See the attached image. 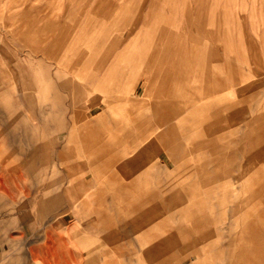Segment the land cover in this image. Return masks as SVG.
Returning a JSON list of instances; mask_svg holds the SVG:
<instances>
[{
  "label": "bare ground",
  "instance_id": "6f19581e",
  "mask_svg": "<svg viewBox=\"0 0 264 264\" xmlns=\"http://www.w3.org/2000/svg\"><path fill=\"white\" fill-rule=\"evenodd\" d=\"M149 1L151 0H144L145 3H148ZM106 2L104 3L102 2V4H100V2L98 1L97 2L98 4L96 3L95 4L97 8L98 6L102 8L103 7L102 5L103 4L105 5ZM126 2L127 0L125 1V5L128 4ZM133 3H130V4H133ZM145 3L142 5L141 9L145 7L146 5ZM197 4H199V2ZM96 6H94L93 9H96L95 8ZM106 6L107 5H105L104 7ZM122 6L123 7L121 6L120 7L125 8L124 4ZM109 8L111 7L109 6ZM118 8L114 16H116V14L119 12L118 11L119 9L122 11V13L123 11H125V9L123 10L121 8L119 9ZM127 8L126 10L129 11V9ZM98 9H96V11H98ZM100 9L98 11L99 12L98 17L100 13H102V11L104 10V8L102 11ZM153 9H154L153 6L152 7L150 6V10L146 9L149 13H152L149 15L147 13L148 17L153 18V15H154ZM186 10H187V13L190 12V9L188 7L185 8V11ZM128 11H125V12H128ZM125 12L123 13L124 17H125ZM91 13H94L96 15L95 12H91ZM200 13L201 11L199 12V14ZM119 15L120 13H118V16ZM123 15H120L119 18L117 16V18L120 20L119 23L123 22L121 21L123 20V17H121ZM134 19H135V22L138 23L140 20L139 14L134 16ZM126 20H128V18ZM144 21H147L145 22V25L149 24V19L144 20ZM29 22H30L29 20L20 22L19 24H21L20 25L21 29L19 30V32L23 34L30 33L32 31V24L29 25ZM117 22L116 24H119ZM141 23L143 24V22ZM127 24L129 26L131 23H127ZM55 28L57 29V27L54 26V23L50 21V22H47L45 26L41 28V30H36V33H39V34L41 33L47 36L46 37L47 39L45 40L48 41L51 38L48 42V47L50 49L53 48L55 45H57V43H59L60 41L62 42V40L66 38V34L64 33L63 34L60 33L59 35H55V34L53 35V33H55L54 30H56ZM106 30L108 31L107 28H105L104 31ZM134 31L135 29L133 28L130 34H133ZM50 35L53 37H51ZM102 35L104 36L105 34H102ZM157 35L158 34H153L152 37H150L151 38L150 41L145 43L147 48L145 47L146 51L143 52V55L141 54V56H137L135 58V64L143 65L144 67H146V72L148 73L147 75L148 77L146 76L147 80H145V83L149 82V84H152V89H155L156 86L160 82L159 77L156 78V76H158V72L156 68L152 65L156 47H153L152 49L150 47V44L155 46L154 42L156 41L155 39H157L156 38ZM103 36H102V39H103ZM69 37L70 36H68V38ZM107 37H105L103 40L105 42L108 41L109 44L110 43L111 44L110 45L108 43H107L108 45L106 44V46L108 47H106L107 50L105 49L103 53V56L101 59L102 62H99L100 64L105 63L110 59V56H112V53L115 52L119 43L121 42L118 40V37H114V39L111 40L110 36H109L110 39L106 41L105 39H107ZM226 38L227 37H225V39ZM227 39L230 40L229 38ZM103 40H101L100 42H102ZM110 40L112 42H110ZM176 41L177 43H174L175 49L173 51L174 53L173 56H174V60L181 61L182 59H184L185 54H187L186 52L190 50V48H189V45L186 46L184 44L181 36ZM103 42L101 44L95 43L94 45L95 47L99 45L102 46V44L105 45V42L104 43ZM95 47L91 49V52H89V54L90 53L93 54ZM64 48H62L61 50H63ZM123 52L124 51L122 50L121 53L120 52L118 53L119 57L122 55ZM125 52L127 51L125 50ZM82 54H85V51L84 53L82 52ZM69 55H68V58H69ZM87 55L85 57L89 56V60H91L92 57L90 55L88 56ZM70 58H71V55H70ZM81 58L82 57H80V60ZM76 59L77 58H74L73 62H75ZM95 59L97 60V58L95 57V54H93L92 60L94 61L91 60L90 61L91 64L90 63L89 64L93 65L92 66L93 70L96 69L98 70L97 72L99 71L101 72L102 65L100 66L98 62H97L98 65H96ZM84 60L83 61L81 60V62L84 63ZM64 63L66 65L67 62L64 61ZM77 63L75 62L77 66L81 64L79 62V58H78ZM3 64L7 65L6 66L7 68H2V72L0 74V125H3L2 129L0 130V158L2 159V164H1L2 170H0V210L6 209V204H17V203H21L22 201H24L22 200V198H19L18 200L16 194L14 193V190L12 189L13 186L16 187V190H18L20 197L24 196V197H27V199L31 197L29 200H31V203H32L30 207L31 208L30 213H28L27 211H25L24 213L23 208H20V206L15 207L10 212V214H13V216H15V221L21 230V233H20L21 236L20 237L10 236L9 239L7 240V243L12 246H15V245L16 246L17 245L18 246H23V245L28 246L27 253L25 252L24 255L11 259L13 263H18V264H74V263L76 264H206V263H210L212 260L213 262L212 264H215V263L216 264H223V263L224 264H264V169L261 171L260 173L261 175L258 176L256 179L253 180V176L252 177L250 176V179H248L249 182H247V184L244 187L239 186V183L244 185V183L240 181L237 185H234L235 186L234 189H231L230 191H224L225 193L224 192L221 193L220 192V188H221L220 182L222 181L223 178L230 177L232 181V180H235L236 178L238 179V176L239 175L242 176L243 174L240 173L237 176L233 172L234 170L232 167L236 166L237 158L236 160H234L231 157H222L221 160L219 159L220 154L227 152V150L232 146H234L235 148L236 145L239 144V150L237 151V153L239 154V158L241 159V157L242 156L244 157V155L248 156L249 160L247 161L245 159V161L248 162L246 163L249 164L248 166L256 165L258 163L259 157L260 159L262 158L261 161L264 160L263 159L264 156L263 157L261 156L262 153L255 150L257 149V147H259V145L256 142H261L263 139H260V138L262 137H259L260 141L257 138H254L253 140V137H257V133L259 134L262 130H264V122H261L259 120L256 123L251 124L250 122V124H248L249 123L248 122L246 124H243L242 120H239L238 122V125L240 128L239 132H241L242 135L236 140L235 143L224 144V145L220 144V147H219L218 145H216L217 143L215 142V140H218L219 138H221L222 135L220 136L218 135L219 137L215 136L216 139L209 138V136H211L212 134L213 135L218 134L219 132L222 134V127L225 126L223 125V123H225L223 121H222L223 123L221 121H218V119L214 121L215 117L219 114V113L217 114V112L214 109V106H216V104L218 103L216 99L207 98L206 100H203L201 96L194 97V99H192V97L189 98L187 101L189 105L187 107L189 108L191 105H193V108H192L194 110L193 113L188 112L187 114L186 113L179 114V119L176 121L172 120L173 116H171L170 114L166 112L165 110L166 108L161 107V105L157 107L156 102H152L148 105H145V103L143 102L134 103L133 101H130V103L128 104L126 103L127 101L126 102L124 101L126 103L125 104L126 106L123 103L122 105L120 103V106H119L118 104L119 102H116V104H118V106L122 108L123 107L127 108V106L129 107L136 106L134 109H132V110L137 109L136 115L134 116L132 120H128V121L136 122L140 118L146 117L147 119L155 118L154 124L155 123L157 124L156 126L153 124L154 126L152 125L151 127H148V129H145L144 135L139 136V138H141L140 140H138L139 142L130 141L129 146L127 148L125 146V148L121 149L120 144H122L123 142L121 141L123 138L122 135L121 134L117 135V131H115V132L109 133L110 134L109 137H105L106 135V134L104 135L105 132H97V130L96 131L92 130L93 125H94L93 123H95V120H97V117L95 119L93 117H92L93 119L89 117L91 119L90 120L87 119L88 121L86 120L85 121L86 123L83 125L79 124L81 127H78V128L83 129L84 131L83 133L84 135L82 137L84 146L90 147L89 149L90 161L100 160V162H102L104 166V170L108 168H112V169L114 168L115 174L113 176L111 175L112 180L110 181V183L111 184L121 183V186L120 187L117 186L116 190L113 191L110 195H106V194L103 195L101 191L95 190L91 194L90 193L87 194L88 197L84 199L83 203L78 204L79 206L83 207V206L90 204L91 202L94 203L91 205V212L94 214V218L92 220L93 222H91V225L92 224L97 225L95 227L99 229L98 234L100 235L99 237L101 238V241L97 242L96 244L95 242L94 243L90 242V243L82 244L80 246L76 242H72V241L70 242L71 240L70 238L78 237L79 235L78 230H75V228H73V230H71L72 227L69 228L70 226L65 228L67 232L69 233L73 232L72 233L73 236L68 234L66 237L65 234L63 233L57 234V226H60L58 224L60 222L58 223H55V222L60 221V220L57 218L58 215L55 216V213L53 214L51 212L55 211L54 202L56 201L57 198H59L57 197L59 193L61 195L64 194V196L65 195L68 196V198H73V199L78 198L79 197L78 193L86 189L85 187H83L84 181L78 182V184L83 183L82 186L76 185L77 188L74 187L72 191L64 188L63 187L64 185L63 186L60 185L54 193V194H57L55 195L56 199L54 197V194H52V192L49 191L50 186L45 187V188H41L37 186L38 189L35 190V193L33 195H30L31 188H29L28 186L24 188L21 187L18 182L15 183L14 178H12V176H17L16 178L19 181H21L22 179L25 178V175H28L30 171L32 172V170L39 165L38 164L39 162H42L44 164V162L47 163L49 161L50 152L48 151V148H49L47 144L48 142H45L47 138L43 141L40 147L33 148L32 151L28 154H26L22 148H18L13 142H11L10 144H6L4 148L2 147L5 144L4 143L5 141L3 142L4 138L15 137L13 136V134L14 135L16 134V130L23 125L27 127L28 123L31 120L36 121V124L40 125L42 129H46L49 127L47 125H48L50 118H52L51 116L53 114L50 115L46 113L44 109L46 108L45 106L46 100L48 99V97H50L48 96V89L52 88L51 86H54L55 84L57 85V83L51 86H48V83L49 82L51 83L52 80L51 81L49 80V82H47V85L41 86L39 83L40 86L38 85L39 87L37 86L36 88V91L38 93L37 97H40L42 99H40V102L37 101L38 103L36 106V104H33L34 102L33 103L31 102V97L29 98L26 92L27 89H29V86L27 84L28 81L25 75L26 73L25 70H22L23 72H21V75L19 74L18 77H16L17 78L16 80L13 78V73L10 71L7 61H4ZM88 65L86 66L88 67ZM113 65H116V63ZM121 65L124 66V64H121ZM127 67L125 68L127 69ZM65 68H66V71L64 70L65 72H67V69L69 68L73 69V67L71 66L69 68L65 66ZM77 69H80V68H76L73 70L77 71ZM118 72L120 73V68ZM71 73L72 72L70 71L69 74L71 75ZM69 74L65 76L63 75L64 77L63 80H66L65 84L67 85V88L70 87L68 85H73L74 87H77V85L71 82ZM78 74L76 75L78 76ZM80 75H82V73ZM83 75H86L87 78L86 80H84V78L82 79L88 82L89 75L84 74V73ZM115 76L117 75L115 74ZM100 77H103V76H101L100 74ZM73 78H74V75H73ZM115 78L113 79L118 81L117 77ZM82 79L80 78V82ZM115 80H113V82L111 81L112 85L113 84L117 85V83L114 82ZM102 81H99V82H102ZM119 84L121 83L119 82ZM146 87L148 88L147 84H146ZM85 88L86 86L83 87L80 85H78V88H74V90L78 89L77 92L79 94H82V96L80 95L82 100L84 99L85 96H87L85 93L91 92V90L89 91ZM108 88L113 89L112 86ZM120 89L121 88H119V90ZM65 91H66V88H65ZM108 91L109 89L107 90V92ZM112 92L113 90H111V93ZM242 92L245 95V91H242ZM242 92L239 93L238 98L241 96ZM91 94L93 95V93ZM107 94H110V93H107ZM14 96L18 98L17 99L18 108L15 105H13V107L15 106L16 109L15 110L13 109L14 110L13 112H10L8 110L9 113L11 114L10 116H8L10 120L6 122L5 120L6 115L1 114L3 112L1 110V105L3 104V106L4 105L6 106V104H9V103L5 102L6 103L5 104L4 102L2 103V101H3V98L4 99L7 98V100L5 101H8L9 98L10 100H12V97ZM145 97H148V95H146ZM51 98L54 99L53 104L55 106L59 104L60 99H61L57 95V93L51 96ZM245 99H247V96L245 97ZM7 107L11 108L9 106ZM119 107L118 109H120ZM59 110L61 109L56 107L55 113H54L56 114V118H60L62 116L60 115L59 117V114H58ZM69 110L70 109H68V112ZM91 111L92 109L89 110L90 115H92ZM104 112H105V109H104ZM121 112L124 113L122 110ZM178 112L181 113L180 111ZM72 116L73 115H71V118L70 117L68 118L69 120L72 119L71 121L74 122L75 118L73 119ZM60 122L56 124L57 129L59 128V126H62ZM62 122L64 125V119L62 120ZM69 125H70V122H69ZM90 127L91 129H89ZM162 127L163 129H161ZM86 128H88L89 130H87ZM60 129L61 128H59L57 132H59ZM206 130H208L207 133H206ZM155 131L159 133H156ZM38 133L40 135V132ZM123 133L124 135H128V132L126 131H123ZM36 134L37 133H35V135ZM177 136H180V138H183L185 142L187 141L188 143H190V145L189 144L172 145L173 138ZM42 137H44V135H42ZM69 138L70 136L68 135L67 139L70 142L72 138H70V140ZM79 138L81 137L79 136ZM103 139L105 141V144L100 145L99 141H102ZM154 139L159 140V142L157 141V143L161 145L163 152L167 154L169 158H173V159L179 156L183 158L186 156L187 152H190L192 154L198 150H203V149H205V151H210L214 153L215 155H219V157L215 158L216 160L209 163L211 167L213 166L214 168L213 172L211 173V176L207 177L204 175V171H203L204 169L203 167H205L204 164L203 166L195 164V167H192L191 164L188 163L189 160H187V162L179 166L178 168L179 170L176 171L175 174H171V177H170L171 179L170 178L166 179L162 181L159 186H156L153 189H151V186H149L150 180L148 177L147 178L145 177L147 176L146 166H142V164L139 163L140 162L139 160L142 158L143 155L146 154L144 152L148 151L151 144H153V141H155ZM53 140L50 142L52 143ZM142 141L144 142L146 141L147 145L143 146L144 144L141 143ZM55 142H57L58 144V141H55ZM139 143L142 144L143 146L142 149L140 148L141 145ZM91 145H93L94 148H92ZM260 148L262 150V147ZM222 151H225V152H222ZM56 153H57L56 159L58 161H61L62 159L65 158V156L67 155L70 156L72 151L71 150L69 151L68 149L64 148V149H58ZM2 154L4 158L2 157ZM72 154H74V152ZM71 159H73V157ZM245 161L244 163L243 162L242 163L245 164ZM221 164H222L223 170H218L217 168L220 167ZM238 165L240 164L238 163ZM73 166L76 167V165H73ZM68 167L70 169L72 165L67 166V168ZM75 167L72 168L71 170H73L74 172L76 171L75 174L76 176H78L79 173L77 174V170L81 171V167L79 168L78 166L76 168ZM71 170H69V173H71ZM45 171L47 172V170ZM49 171H50V168H49ZM73 171H72V175L74 174ZM8 173H12V174L7 175ZM237 179L235 183L237 182ZM75 181H78V180H75ZM92 182H90V185L88 186V188L91 186ZM75 183L77 184V182ZM212 183L213 185H215L213 186V188L211 187ZM217 184H220V185L216 186ZM94 186L97 187V185L93 184L92 187ZM221 206H224L228 209L226 210L224 209L225 211L223 209L218 211ZM248 206L252 208H249ZM222 210L225 213L223 214L220 213L222 212ZM5 211L7 212V210ZM228 213L231 214L233 218L231 219V223H236L237 226H240V229H237L235 233L233 231L234 230L233 224H230L231 226L228 227L230 232L227 235L230 237L236 238L233 241L235 243V246L237 247H234L233 250L228 249L229 245L224 248L223 247L218 248V246L217 247L215 246V242H214L216 241L217 245L220 244L219 238H224V236L223 235L218 236L215 239V234H213L215 230H213L214 228L212 227V223L213 222H215L214 224L218 223L216 222V220L219 221L221 217L226 218ZM214 214L217 215L218 217L220 215L222 216L219 217V219H215ZM30 215L36 219L37 224H42V226L44 227L47 226L46 228H44V234H43V231L40 229L39 231L35 232V228L30 225L31 229L29 230H34L32 231L34 232V235L37 234L33 239H29L25 237V234L28 233L27 231H25V225L29 224L30 218L32 219ZM223 218H221V221L223 220ZM11 225L12 224H10V226ZM9 228H12V227H9ZM6 230L8 231L7 227H6ZM84 230H86V233L88 235L96 233L93 229L90 230V229L85 228ZM209 230L210 232L213 231L212 234L207 233ZM194 233L198 235L196 238L193 237ZM206 244H207L206 247H209V249H206L205 251V253L209 254V255L207 254L208 259L200 257L201 256L200 253L202 250H204V246ZM0 245L2 247H6L4 245V241L1 240V238H0ZM176 249H183V250L190 249V252H189V255H184L186 257L177 258V252H175ZM194 254H196L197 257H200V258H195ZM0 262H3L2 258Z\"/></svg>",
  "mask_w": 264,
  "mask_h": 264
},
{
  "label": "rangeland",
  "instance_id": "374dc122",
  "mask_svg": "<svg viewBox=\"0 0 264 264\" xmlns=\"http://www.w3.org/2000/svg\"><path fill=\"white\" fill-rule=\"evenodd\" d=\"M98 1L100 2V4H102V2L104 3L107 1L105 3V5H107L106 7H104L105 6L104 4L102 5L103 6L102 8L98 6L99 9L101 8L100 9L101 11L104 8L102 13H100L99 17H98L99 9L96 6V4H98L97 3ZM106 1L105 0L104 1L103 0L101 1L100 0H97V1L95 0H0V74L2 72V68H7L6 67L7 65L3 64L4 61H7L10 71L13 73V78L16 80H17L16 77H18L19 74L21 75V72H23L22 70H25L26 72L25 75L28 81L27 84L29 86V89H27L26 92L29 98L31 97V102L32 103L34 102L33 104H36V106L38 103L37 101L40 102V99H42L40 97H37L38 93L36 91V88L39 85V83L41 86L47 85V82H49V80L50 81L52 80V82L51 83L49 82L50 84L48 83V86H51L57 83V85L55 84L54 86H51L52 88L54 87L53 88L54 90L52 88L48 89V96L50 97H48V99L46 100V104H45L46 108L44 109L46 113L50 115L52 114L54 115V116L53 115L51 116L52 118H50L48 125H47L50 128L48 127L46 129H42L40 125L36 124V121L31 120L29 122L30 124L28 123L27 127L23 125L16 130V134L15 135L13 134V136L15 137L4 138L3 140V142L5 141L4 142L5 144L3 143L4 145L2 146L3 148L6 146V144H10L11 142H13L18 148H22L25 151V153L28 154L32 151L33 148L40 147L43 141L47 138L45 142H48L47 143L49 147L48 151L50 152L49 161L47 163L44 162V164L42 162H39L38 164L40 166L38 165L36 168L32 170V172L30 171L28 175H25V178H24L25 180L22 179L21 181H19L16 178L17 176H12V178H14L15 183L18 182L21 187L24 188L28 186L29 188H31L30 195H33L35 193V190L38 189V187L45 188V187L50 186L49 191H51L52 194L55 193L56 189L60 185L62 186L64 185L63 186L64 188H70L71 186L76 187V185L82 186V184L84 183L83 187L87 189L88 186L90 185V182L93 180V178L97 179L98 174L94 172L91 166V163H90L91 162L89 158L90 151L87 149L86 146H84V143L82 140L84 131L83 129H79L78 127H81L80 125L85 124L86 123L85 121L87 119L90 120L92 117L94 119L96 117L97 119H101L99 123L103 125H107L109 121H112V122L120 121L121 123H124L127 120V118H123V113L121 112L122 107H119V106H120V103L121 105L122 103L124 105L126 103L129 104L130 101L134 99L135 97L134 89H135L136 84H138V95L142 97L145 95V93H147L150 95L148 98L152 100L151 97L154 91L152 89V84H149V82L145 83V80H147L146 76L148 75V73L146 72V67H144L143 65L135 64V58L137 56H141V54L143 55V52L145 50L144 44L150 41L151 39L150 37H152L154 31L156 30L154 28L155 24H157L158 21H160V24L168 23V28L173 32L174 37H175L174 39L181 36L182 39L184 38V43L188 45H191V43L193 44L194 42L199 43L197 44V47L201 48L203 53L205 52L207 53V55H212V54L218 55L217 58H215L214 60L213 59L211 60L209 65L212 67V69H214L216 72L219 73V76H221L225 85H230L231 83L233 84L235 79L232 77V75L234 76L235 74L238 75L239 83L237 85L235 83L233 84V86L234 87L236 86L238 90H241L240 92L245 91V95L249 98L247 102L240 104V108H242L245 112H246L245 109L247 110L251 109L252 115L264 113V0H223V1L221 0H177V1L176 0H159V1L154 0L152 1L151 0L148 3H145L144 0H127L126 2L128 3L126 4L127 6L125 5L126 0H111V1L106 0ZM196 1L197 3L199 2V4H197ZM130 3H133V4H130ZM144 3L147 6L145 5L146 8L144 7L145 9L144 8L141 9ZM123 4L125 8H121L123 7L122 6ZM151 4L154 5L153 14L154 13L155 14L153 15V18L148 17L149 12L147 11V10H150ZM94 6H96L95 8L98 9V11H96V9H93ZM109 6L111 8H109ZM118 7L123 10L125 9V11H128L126 10V8L128 7L127 8L129 9L128 12L123 11V13L125 12V17L122 11ZM186 7H188L191 11V18H192L191 22H188L187 10L185 11ZM117 8L119 9L118 13H120V15H123L121 16L123 17V20H121L123 22L121 23H119L120 20L118 19L120 15L118 16V13H117L116 16H114L117 11ZM200 11H201V15L199 17L198 15ZM91 12H95L96 15ZM137 14H139L140 16V20L138 23H136L134 19V16H136ZM197 16L201 19V23H199V25L197 23V19H198ZM127 18L128 20H126ZM23 19L24 21L29 20L30 21L29 25L32 24V31L30 33L23 34L19 32V30L21 29V26H20L21 24L19 23L24 22ZM148 19H149V24L145 25V22L147 21H144V20H148ZM154 19L157 22L154 21ZM50 21L54 23V26L57 27V29L55 28L56 30H54L55 33H53V35L54 34L59 35L60 33L66 34V38L63 39L62 42L60 41L59 43H57V45H55L51 49L48 47V42L51 38L47 41L45 40L47 39L46 35H43L41 33L40 34L36 33V30H41V28H43L45 24ZM116 22L119 24H116ZM141 22H143L144 25ZM127 23H131L130 24L131 26L130 25L128 26ZM105 28H107L109 32L107 30L104 31ZM133 28L135 29V31L133 32V34H130ZM199 33L201 34L199 35ZM102 34H105L108 36L107 37L104 35L105 37H107V39H105L106 41L109 40L110 38L111 40H113L114 37H117V35L120 36V34L123 37L122 38L123 40L119 43L115 52L112 53V56H110V59L107 62H105L106 64L103 67H101L102 69L101 72L100 71L97 72L98 70L96 69L93 70L92 69L93 65H90L89 63L93 59V54H95V57L98 60L97 61L95 59V63L96 65L100 64L99 62H101L102 54L104 53L106 47H108L106 46V44L107 43L109 44V42L108 41L105 42L103 40L105 37ZM229 34L231 35L233 39L230 37ZM68 36L70 37L68 38ZM102 36H103V39H102ZM225 37L229 38L232 41L228 40L227 38L225 39ZM101 40L105 42V45L102 44V46L99 45L95 47L94 45L95 43L101 44L103 42V41L100 42ZM111 40L110 42H112ZM227 40L231 43H229ZM94 47H95L94 49L95 52L93 51V54L90 53L92 54L90 55L89 52H91V49ZM62 48L64 49L61 50ZM122 50L124 52L119 57L118 53L119 52L121 53ZM125 50L127 52H125ZM84 51H85V54H82V52L84 53ZM67 54L71 55V58L69 55L70 59L68 58ZM87 54L92 57V59L90 58L91 60H89V56ZM86 55L88 57H85ZM79 56L82 57L81 58L82 61L85 58L84 63L81 62ZM74 58H77L75 60L76 63L79 58V62L81 63L79 65L80 67L77 66L75 62H73ZM64 61L67 62L66 65ZM70 63H72L73 66ZM115 63L116 65H113ZM121 64H124V66H122ZM86 65H88L89 68ZM65 66L67 68L71 66L73 67V69H76V68H80V69H77L76 71V70L69 68L67 69V72H65L66 71ZM125 67H127V69ZM119 68H120V73L118 72ZM69 70L72 72L71 75L69 74L70 72ZM113 70L115 73L113 72ZM80 72L82 73V75L83 73L88 74L89 80L91 82L84 81L86 80L87 77L86 75H83L82 77V75H80L81 74ZM68 74L70 76L71 82L77 85V87H74L73 85H68L70 87L67 88V85L65 84L66 80H63L64 79L63 75L65 76ZM76 74H78V76ZM100 74L103 77H100ZM115 74L117 76H115ZM118 74L120 75V77ZM73 75H74V78H73ZM77 77L79 80L77 79ZM115 77H117L118 81L121 84H119V82L115 80L116 79ZM80 78L81 79L84 78V80L82 79L80 82ZM113 80H115L114 82L117 83V85L115 84L112 85ZM99 81H102V82H99ZM146 84L148 88L146 87ZM78 85L83 86V87L85 86L90 87V89L92 90L90 93H85L87 95L85 97L83 96L85 100L81 99L82 94H79L77 92L78 89L74 90V88H78ZM110 86H112L113 89L108 88ZM234 87H232L231 89H234ZM65 88H66V91H65ZM119 88L121 89L119 90ZM108 89L109 91L107 92ZM111 90H113L114 93L113 92L111 93ZM229 90L230 88H227L224 90V92L226 94H229L228 92ZM55 93H57V95L61 98L57 106L53 104L54 99L51 98V96H53ZM91 93H93V95ZM107 93H110V94H107ZM245 95L244 96L242 95V97H245ZM236 97L238 99V95ZM17 99L18 98L16 96L12 97V100H10L9 98L8 101H5L7 100V98L5 99L3 98L2 103L3 102L9 103V104L5 103L6 106L5 105L3 106V104L1 103L2 104L1 110L3 111L1 114L6 115L5 117L6 122L10 120L8 116H10L11 113H9V111L13 112L16 109V107L18 108ZM124 101L125 102L127 101V102L125 103ZM116 102H119L118 103L119 106L118 104H116ZM13 105H15L16 107L15 106L13 107ZM7 106L11 108H8ZM56 107L61 109L59 110V113H58L59 117L60 115H62L60 118H56V114H54ZM118 107L120 109H118ZM68 109H70L69 112H68ZM90 109H93L92 115L89 114ZM104 109H105V112H104ZM251 114L250 115L247 114L246 119L244 120H247V121L250 120ZM71 115H73L72 116L73 119L75 118L74 119V122L76 121L75 123L71 121L72 119L69 120L68 117L71 118ZM64 116L65 117L67 116V117L65 118ZM62 117L64 119V125L62 122L63 120ZM58 122H60V124L62 125V126H59V128H61L59 132H57L59 128L58 129L56 128V124ZM69 122H70V125H69ZM71 124L74 126H72ZM124 124L130 125L129 128H131L130 131L132 132V135L128 137L124 136V138H122L121 141L123 142L122 144H120L121 149L125 148L129 140L133 142L134 141L136 142L139 140V136H138L139 131L137 130V128H134L135 126H132L133 124H131V122L129 121L125 122ZM243 124H245V122ZM2 127L3 125H0V130L2 129ZM103 128H106V127H103ZM38 132H40V135ZM35 133L37 134L35 135ZM109 133L111 132L106 130V132L104 133V135L106 134L105 137H109L110 136ZM121 133L122 132L119 131L117 135H120ZM41 134L44 135L45 138L42 137ZM68 135L70 136V138H72L71 140L69 138L70 142L67 139ZM79 136L81 138H79ZM52 140L53 142L51 143L50 141ZM55 141H58V144ZM260 147H262L263 151L261 150ZM64 148L68 149L69 151L71 150L72 153L74 152V154L71 153L70 156L68 155L65 156V158L62 159L63 161L62 160L58 161L56 159V155H57L56 152L58 149H64ZM255 150L261 152L262 153L261 156L263 157L264 156V143H262ZM191 156H196V160H194V162H193V159L189 160L188 162L191 164L192 167H195V164L200 165L205 160L204 151H200L197 153H192V154L187 155V157H191ZM199 156L201 158H198ZM2 157H3V154H2ZM72 157L73 159H71ZM166 157H167L166 155L161 154V156L157 158H159L158 160H160V164L164 168L161 172L162 177L169 179L170 178L169 173L172 172V170H174L177 167V165L170 164V166H168ZM157 158H155V160ZM187 159L182 162L183 163L187 162ZM245 159L248 161L249 160L248 156H245V155L244 157L242 156L238 162L239 164H242L245 167V174L247 177L246 181L249 182L248 179H250V176L251 177L253 176V174L251 173L252 167L248 166L249 164H247L248 162L245 161ZM261 159L259 163L256 164V168L263 170L264 160H262L263 161L262 162ZM244 161H245V164H243ZM1 164H2V159L0 158V170H2ZM71 165L72 167H70V169L69 167L67 168V166H71ZM73 165H76V167L78 166V168L81 167L80 172L77 170V174L79 173L78 176H76L75 174L76 171L74 172L73 170H71L72 168L75 167ZM49 168H50V171H49ZM154 168L157 170V167H154ZM45 170H47V172ZM69 170H71V173H69ZM72 171L74 172L73 175H72ZM11 174L12 173H8L7 175H11ZM75 180H78V181H75ZM81 181L82 182L84 181V182L82 184H78V182H81ZM75 182H77V184ZM224 182L225 183H222V184H226V180ZM224 188L222 187L220 188L221 193L224 192L223 190ZM12 189L14 190V193L16 194L18 200L19 198H22V200L24 201H22L21 203H17V204H6V209L0 210L1 211L0 212V238L1 240L4 241V245L6 246V247H2L0 245V260L1 258L3 259V262H0V264H18V263H13L11 259L17 258L21 255H24L25 252L26 253L28 252L27 245L12 246L7 243V240L9 239L10 236H14V237L21 236L20 235L21 230L15 221V216H13V214H10L11 210H13L15 207L20 206V208H23L24 213L25 211L30 213L31 212L30 207L32 205L31 200H29L31 197L29 199H27V197H24V196L20 197V194L18 193V190H16V187L13 186ZM85 192L88 193V191H82L78 193V196L81 197L80 200L84 201V199H86ZM55 195L57 194H54V197ZM57 197H59L57 199L55 197L57 202L55 201L54 202L55 204L53 203L55 207V211L51 212L53 214L56 213L55 215L58 214L57 218L60 220V221L55 222V223L60 222L58 223L60 226H57V234L63 233L65 234L66 237L68 234L72 235L73 232L69 233L67 232V230H65L66 227L70 226L69 228L72 227L71 230L75 228V230H78V233H79L78 237L70 238L71 239L70 242L71 241L76 242L80 246L85 243L95 242L96 244L97 242H100L101 238L99 237L100 235L98 233L97 234L93 233V234L88 235L86 233V230H84L85 225L87 224V220H88V218H86V214H80L78 216L77 214L75 215L71 213L73 200L71 201L68 198V196L66 195L64 196V194L61 195L60 193ZM248 207L252 208L250 206ZM221 209L226 210L228 208L221 206L218 211H220ZM5 210H7V212ZM223 210L220 213L222 214L225 213L223 212ZM221 216L222 215H220L219 217ZM31 217L33 220L30 218L29 224L25 225V231L28 232L25 234V237L29 239H33L37 235V234L34 235V232H32L34 230H29L31 229L30 225L35 228V232L39 231L40 229L43 231V234H44V228L40 227V224H37L36 219L33 216ZM219 217L215 215V219H219ZM221 218L219 221L216 220V222L218 223L216 224H214L215 222L212 223V227L214 228L213 230H215L216 235L222 236L223 234L229 233V230L227 227H229L230 224H233L234 233L237 229H240V226H237L236 223H231V219H233L231 214L228 213L226 217L228 220L224 218L221 221ZM10 224H12L13 226L12 225L10 226ZM6 227L8 231L6 230ZM9 227H12V228H9ZM235 239L236 238H233L232 240H235ZM230 240L231 238H226V237L219 239L220 244L222 243L225 244L227 242H230ZM206 246L207 244L204 246V249L205 250L209 249V247H206ZM224 247H226V245H224ZM206 264H210V263H206Z\"/></svg>",
  "mask_w": 264,
  "mask_h": 264
},
{
  "label": "crops",
  "instance_id": "0c3cea01",
  "mask_svg": "<svg viewBox=\"0 0 264 264\" xmlns=\"http://www.w3.org/2000/svg\"><path fill=\"white\" fill-rule=\"evenodd\" d=\"M151 6H153V8H154L153 4H151ZM149 14H152V13H149ZM187 14H188V22H191L192 21L191 11L188 12ZM200 15H201V13L198 16L200 17ZM154 21H156V20L154 19ZM197 23H198V25H199V23H201L200 18L197 19ZM154 28L156 30L154 31L153 34H158V35L156 37L157 39H155L156 41L154 42L155 46L150 44V47H151V49L153 47H156L152 65L156 68V70L158 72V76H156V78L159 77L160 82L156 86V88L153 89L154 91L152 90L153 91V93H152L153 95L151 97L152 100L150 98H148L150 95L147 93H145L144 96L140 97L138 95V84H136L135 89H134L135 97L131 101H133L134 103L135 102H143V103H145V105H148L152 102H156L157 107L159 105H161V107L166 108L165 109L166 112L168 114H170L171 116H173L172 120L176 121L179 119V114H185V113L187 114L188 112L193 113V111H194L192 109L193 105H191L189 108L187 107L189 105L187 103L189 98L192 97V99H194V97H200L201 96L203 100H206L207 98L216 99L218 101V103L216 104V106H214V109L217 112V114L218 113L219 114L215 117L214 121H216L217 119H218V121H221V122L223 121L225 123H223V122L222 123L225 126L222 127V134L220 132L218 134H214V135L212 134L211 136H209V138L216 139L215 136L222 135L221 138H219L218 140H215V142L217 143L216 145H218L219 147H220V144L224 145V144L235 143L236 140L242 135V133L239 132V130H240L239 125H238L239 120H242V122L244 121L245 124L248 122H249L248 124H250V122H251V124L256 123L259 120L261 122H264V113L252 115L251 109H248V110L245 109L246 110V112H245L242 108H240V104L247 102L249 98L247 97V99H245L246 96L242 97V95L244 96L243 93H241V96L238 99L236 97L237 95L239 96V93L241 91V90H238L236 88V86L235 87L233 86V84L236 83V85H237L239 83L238 75L235 74V76H234L231 74L236 82L234 81L233 84L231 83L230 85H225L223 79L221 78V76H219V73L216 72L214 69H212V67L209 65L211 60L212 59L214 60L215 58H217L218 55H216V54L207 55V53H205V52L203 53L201 48L197 47V44H199V43L194 42L193 44L191 43V45H189L190 50H188L186 52L187 54H185L184 59H182L183 61L182 60L176 61V60H174V56H173V54H174L173 51L175 49L174 43H177L176 40L180 36L177 37L176 39H174L175 37H174L173 32L168 28V23L160 24V21H158L157 25H155ZM200 34L201 33H199V35ZM117 37H118L119 41L123 40L122 39L123 37L121 36V34H120V36L117 35ZM159 37H161L162 39ZM183 42H184V38H183ZM184 44L186 46L188 45L186 43H184ZM145 47L147 48L146 45H145ZM144 51H146V50H144ZM102 56H103V54H102ZM105 64L106 63H101L100 66L102 65V67H103ZM176 80H177V82H176ZM232 87H234V89H231ZM227 88H230V90L228 91L229 94H226L224 92V90ZM85 89H87L89 91L91 90L90 87H86ZM146 95H148V97H145ZM135 107L127 106V108L123 107L124 109L123 108L121 109L124 112L123 118H127V120L125 122H127L128 120H132L134 118V116L136 115L137 109H135V110H132V109H134ZM178 111H180L181 113H179ZM91 113H92V111H91ZM247 114L248 115L251 114V117H250L251 119L248 121L244 120V119H246ZM100 121H101V119L95 120V123L93 125L92 130H95V131L97 130V132H106V130H108L109 132L117 131V133H119V131H121L122 132L121 135H123L122 136L123 138H124V136L128 137V136L132 135V132L130 131L131 128H129L130 125L124 124L125 123L124 121H122L124 123H121L120 121L119 122L118 121L117 122L116 121H114V122L109 121V123H107V125H103V124L99 123ZM129 122H131V124H133L132 126H135L134 128H137V130L139 131L138 136H140V135H144L145 129H148V127H151L154 124L155 118H148L147 119L145 117V118H140L136 122L135 121H129ZM154 125L156 126L157 124L155 123ZM103 127H106V128H103ZM86 129L88 130V128H86ZM89 129H91V127ZM161 129H163V127ZM122 130L128 132V135H124ZM207 131L208 130H206V133H207ZM155 132L159 133L157 131H155ZM259 137H262L260 139H263L261 142H256L260 146L261 143H264V130H262L259 134L257 133V137H253V140H254V138L259 139ZM140 139L141 138H139V140ZM260 139H259V141H260ZM157 141L159 142L158 139L153 141V144H151L148 151L144 152L146 154L143 155L142 158L139 160L140 161L139 163H141L142 166H146L147 176H145V177L149 178V180H150L149 186H151V189H153L156 186H159L162 181L166 180V178L162 177V174H161V172L164 168H163V166H161L160 160H158L159 158H157V157H160L161 154H164L167 156L166 158H167L168 166H170V164L177 165V167L174 170H172V172L169 173V177H171V174H175V172L179 170L178 168L180 165L185 163V162L183 163L182 161L186 160L187 158H188L187 160H192V159L196 160V156L187 157L188 154H191L190 152H187L186 156L183 158H181L180 156L175 158V159L169 158V156L163 152L161 145L158 144ZM99 142H100L99 143L100 145L105 144L104 139L102 141H99ZM129 142H130V140H129ZM129 142H127L126 148L129 146ZM145 142L144 141L141 142L142 144H144L143 146L147 145V142L146 143ZM142 144H140L141 149L143 147ZM186 144L190 145V143H188L187 141L185 142V140L183 138H180V136L174 137L172 140V145H186ZM91 146H92V148H94L93 145H91ZM87 149L89 150L90 147H87ZM238 150H239V144L236 145L235 148H234V146L230 147L227 150V152L222 151L225 153L220 154V157H219V155H215L214 153H212L210 151H205V149L198 150L194 153L204 151V159L205 160L200 165L203 166V164H204L205 167H203L204 168L203 171H204V175L207 177L211 176V173L214 170L213 166L211 167V165L209 163L216 160L215 158L219 157L220 160L222 159V157H231L234 160H236V158H237L236 166L232 167L234 170L233 172L237 176L240 173L243 175L242 176L239 175L238 179L236 178L237 179L236 183H235L236 179L231 181L230 177L223 178L222 181L220 182V184L222 185L221 187L222 188L225 187L223 189L224 191H230L231 189H234V187H235L234 185H237L240 181L244 183V185L239 183L240 187H244L247 184L245 167L242 164L238 165V163H239L238 161L240 159L239 154L237 153ZM155 158H157V159L155 160ZM198 158H201V157L199 156ZM259 161H260V157H259L258 163H259ZM90 163H91V166H92L94 172L96 174H98V176H97V179L93 178V182L91 181L92 182L91 186L88 189L84 190V191H88V193H85V198L88 197L87 194H89V193L91 194L95 190L101 191V193L103 195H105V194L110 195L113 191L116 190L117 186L118 187L121 186V183H114V184L110 183V181L112 180L111 175L113 176L115 174L114 168L113 169L108 168V169L104 170V166H103L102 162H100V160H93ZM154 167H157V170ZM251 167H252L251 173L253 174V180H254L258 176L261 175L260 173L262 170L256 168V165H253ZM217 169L223 170L222 164ZM134 176H136V175H134ZM225 180H226V184H222V183H225L224 182ZM93 184L97 185V187H95V186L92 187ZM220 184H217L216 186H218ZM213 186H215V185H213V183H212L211 187L213 188ZM66 189H69L70 191H72L74 189V187L71 186L70 188H66ZM80 192H82V191H80ZM69 199L71 201L73 200L71 213H73L75 215L77 214L78 216L80 214H86V218H88V220H87V224L85 225V228L90 229V230L93 229L96 233H98L99 229H97V227H95L97 225L96 224L91 225V222H93L92 220L94 218V214L91 212V205L94 203L91 202L90 204L81 207L78 205L80 203H83V202H81L83 200H80L81 199L80 196L78 198H75V199H73V198H69ZM43 225H44V223H43ZM40 227L46 228L47 226L44 227V226H42V224H40ZM228 230H229V228H228ZM212 232H210V230H209L207 233L212 234ZM229 232H230V230H229ZM213 234H215V232ZM227 234L228 233L223 234L224 238L225 237L226 238H233V237L228 236ZM197 236L198 235L196 233H194L193 237L196 238ZM217 237H218V235L215 234V239ZM214 242H215V246L216 247L218 246V248H220V247L222 248V247H224V245H226V246L229 245L228 249L233 250L234 247H237V246H235V243L232 239L230 240V242H227L225 244L222 243V244L217 245V242L216 241H214ZM205 251H206L205 249L201 251L200 257L206 259L208 253H205ZM175 252H177V258L178 257L181 258V257H186L184 255H189L190 249L189 250L188 249H184V250L183 249H176ZM194 256H195V258H200V257H197L196 254H194ZM212 263L213 262L211 260L210 264H212Z\"/></svg>",
  "mask_w": 264,
  "mask_h": 264
}]
</instances>
